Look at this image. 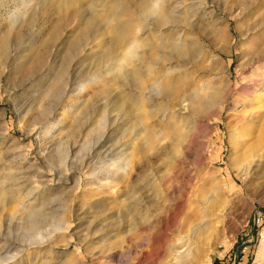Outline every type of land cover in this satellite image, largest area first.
I'll return each mask as SVG.
<instances>
[{
  "label": "rangeland",
  "instance_id": "obj_1",
  "mask_svg": "<svg viewBox=\"0 0 264 264\" xmlns=\"http://www.w3.org/2000/svg\"><path fill=\"white\" fill-rule=\"evenodd\" d=\"M19 1L0 0V41H12L9 52L28 50L0 65V191L11 190L0 200V233L12 247L5 264H168L176 245L194 250L192 264H264L263 149L245 172L264 118L251 106L264 84V0H168L176 26L154 30L153 39L148 22L138 25L139 0L89 3L102 18L115 17L113 25H128L136 57L150 54L147 42L183 37V57L167 62L165 50L153 53L158 62L145 76L162 81L146 82L143 94L98 58L116 35L109 24L103 34L84 31L89 9L81 18L76 8L55 17L48 4L23 9ZM9 13L23 19L9 25ZM37 52L41 68L30 76L18 66ZM58 76V87L72 81L59 100L47 91ZM100 137L108 142L97 158L91 147ZM49 171L59 180L46 183ZM33 197L42 203L35 219L44 242L21 247L31 234L17 211L26 202L29 217Z\"/></svg>",
  "mask_w": 264,
  "mask_h": 264
},
{
  "label": "bare ground",
  "instance_id": "obj_2",
  "mask_svg": "<svg viewBox=\"0 0 264 264\" xmlns=\"http://www.w3.org/2000/svg\"><path fill=\"white\" fill-rule=\"evenodd\" d=\"M35 1L36 0H20L19 4H17L16 6H17V8H19L21 6V8L27 9V7L31 4H33V2H35ZM92 1L93 0H90V1L89 0H37L35 2V4H36L35 6H37V8L38 7L41 8V7H44L45 4H48L46 6H48V9L50 10V12L52 13L53 16L57 15L59 12H64V11L66 12L67 10H69L71 8H76L77 14L80 17V15L84 14L87 11V9L91 8L89 3H91ZM94 4L97 6L98 3L94 2ZM110 4H111V2H110ZM98 7H101V6H98ZM112 7H113V10L116 12L119 10V6H118V3L116 1L112 2ZM89 10H90V13L88 12V17L84 20V31H89V30L96 27L97 30L101 34H103V31H107L105 28V25L109 24L111 26V29L108 33H110L112 35L116 34L115 37L111 36L105 41L104 45L101 47L102 50L99 53L100 57H98V58H100V61L102 63L105 61L112 62V64H113L112 68L113 69H118V70L122 69V75L119 79H117V80H120V84L122 82L123 83H125V82L134 83L135 84L134 87L141 94L145 93V91L149 88V86L146 85V82H148V81L150 82L149 77L147 78L145 76V75H147V72L149 73L148 70H145V67H151L152 68L154 61L158 62L157 59H153V57H155V56H153V53H155V51L159 50V48H161L162 51L165 50L167 52V54L165 55V58H164V56H163V58H164V61H167V62L172 60L173 58L177 59V57H183V55H186L185 54L186 49L184 46V39H183V37H181V38L175 39L174 41H170L169 43L164 42V40H161V41L159 40L160 44L158 46L155 42H147V45L152 50L150 52V54L148 55V53H147V55H145V56L140 55V56L136 57L134 50L140 45H138L137 41H129L128 39H125L127 34H128V30H129L128 25H122L120 27L117 25H113L112 22H113L115 17L109 16V17H103L102 18V15L101 16L98 15L99 13L97 11L91 10V9H89ZM136 11L139 14V22H138L139 26L142 25V23L144 21L148 22L150 24V26H152L151 30L149 29V31H148V36L151 38L154 37V35L156 34V31H154V30H158L161 28L163 30L164 28L168 29V28H171L173 26H176L175 25L176 17H173V15L170 12L168 0H139V2L137 4ZM13 15H14L13 13H9L6 20H8L9 25L14 26V24H16L18 21L22 20L23 18H22V15L18 16V17H13ZM57 21L58 20H56V23H57ZM54 31H55V28L49 34L48 40L46 42H44V49L45 50H48V46L50 45L51 39L54 36V33H53ZM82 37H84V36L82 35ZM82 37L78 38L75 43H72L71 45L69 44V48H66V49H68L67 57L72 56V53L78 49V46H79V43H80ZM11 42L12 41H9L8 39L0 41V65L4 67L3 70L7 66L13 65L17 59H20L22 57V53L28 51L26 48H20V50H18L17 52L16 51L9 52ZM126 47L128 48V52H125V53H122L119 55L116 54L117 49L126 48ZM71 49H72V51L73 50L74 51L72 52ZM159 54H160V52H159ZM42 55L38 52L32 53V55L29 56L28 60H26V62L24 64L19 65L18 68L26 69L28 71V73H30L29 74L30 76L35 75L39 71V69L41 68ZM23 60H24V57H23ZM131 60L136 62V65L133 66L129 71H127L124 67V64L128 65L129 61H131ZM3 70H1L0 72H2ZM48 73H49L48 70L46 73H43L41 75L42 79L43 78L46 79V76L48 75ZM60 79H61V77L58 76L54 81H52L48 85L46 84L47 85V91H49L51 96L56 98L57 100L63 98V96L67 94L69 87L72 85L71 84L70 86H68V84H70L72 82V81H68L65 86L58 87ZM153 79H152L153 81L151 80L152 82H150V83L148 82V84H151L150 86L159 87V84L162 80L159 81V79H155L154 77H153ZM166 79L167 78H165L164 81H166ZM167 82H168V79H167ZM129 83H128V85H129ZM213 84H215V83H213ZM259 84H260L259 87L257 86L259 91L257 89L256 90L258 92H260L261 94L260 93L256 94V91L254 90L255 91L254 94H256V95L253 97L254 99H253V102L251 104V106H253L254 104L257 105V110L254 113L252 112V110L254 111L256 109V107L254 106L255 109H252L251 111H249V112H252L254 115H256L255 118L259 115V113H261L260 110H263V113H261V116L262 117L264 116V84L263 83H259ZM167 87L168 88L170 87L169 91L173 90L171 88V86H169V85H166L165 89ZM213 87H214V85H213ZM168 88L166 89L167 91H168ZM254 88H256V87H254ZM212 89H214V88H212ZM211 96L213 97V95H211ZM137 102H139V101H136L134 103V106L140 105L141 102L140 103H137ZM252 113H251V116L253 115ZM50 114H52V111H49L48 117L50 116ZM247 115H248V113H247ZM248 117H249V115H248ZM252 118H253V116H252ZM246 119H247V117H246ZM261 119H263V124H264V118H261ZM142 121L143 120H140L139 123L137 122L139 124V126H143ZM258 123L259 122H257V124ZM261 124H262V121H261ZM262 125L259 126V130L257 131L258 134H257V136H255V140L253 141V143L251 144V146L248 150L249 152H248L247 158H245L248 161V166L245 169V172L247 175H249L250 172L252 171L251 164L253 162L252 160H253L254 156H257L262 149L264 150V127H263L264 125L263 126ZM142 129L143 128L141 127L140 129H138V131H136V137L137 138L140 137L142 135V133H144V131ZM39 134H40V132H39ZM105 140L106 139L103 140V137H100L99 139L96 140L94 145L91 147V150L92 149L97 150L95 155L93 154L97 158H99L103 154L102 150L104 149L106 143L108 142V141L105 142ZM92 153H93V151H92ZM105 154H107V153H105ZM93 155H91L90 158H92ZM259 156H261V155H258V157ZM54 174H55L54 171H49V176H48L49 178H48V181H46V183L47 182L54 183L57 180H59V178H56V176ZM9 179H10V177H9ZM10 191H11L10 188L4 187L0 191V200H2L4 197H7L8 193H10ZM27 195H31V193H28ZM32 199H33V202H37V206L31 208L32 214L29 217H26L28 214V211H29L28 210L29 206L27 205L28 203L21 201L22 204L18 208V211H17L19 214L22 215L21 218L26 219V230L31 234L28 236V238L26 240V241H29L28 243L25 244L24 241H21V243L18 241L20 243L19 245L21 247H27V248L31 247L33 245H36V246L42 245V243L44 242V241H42L44 238L39 239V237H38L39 235L37 236L38 238L36 237L37 234L41 233L40 229H41L43 222L35 219L36 218L35 213H39L38 212L39 210H37L36 207H38L42 203H39V198L37 199V198L33 197ZM140 211L142 212L143 210H140ZM13 217L14 216H10V218H12V219H13ZM64 228H65L64 223H61V222L57 223V226H56L57 230L61 231V230H64ZM6 232H8V230ZM41 237H43V236H41ZM0 240L3 242V244L0 246V264H5L10 259L4 255H7L8 251L11 250V248H12V247H10L11 243L9 244V242H11V241L7 238L6 234H3V233H0ZM183 247L184 246H178L177 247V245H176L175 250H177V251H175L173 257L171 258V260L169 261L168 264H192V259L195 257V253H193L194 250L190 249L188 247H185L184 249H182ZM2 254H4V255L2 256ZM202 264H208V262L204 261Z\"/></svg>",
  "mask_w": 264,
  "mask_h": 264
}]
</instances>
